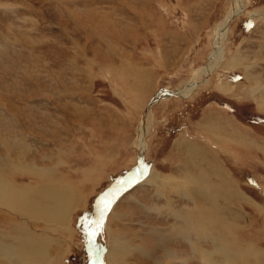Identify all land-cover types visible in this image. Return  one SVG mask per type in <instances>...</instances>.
<instances>
[{"label":"rangeland","instance_id":"rangeland-1","mask_svg":"<svg viewBox=\"0 0 264 264\" xmlns=\"http://www.w3.org/2000/svg\"><path fill=\"white\" fill-rule=\"evenodd\" d=\"M240 2L223 58L188 98L153 105L139 151L150 99L209 65L232 1L0 0V152L21 142L7 160L52 168L72 197L34 264H264V0ZM0 243V264L25 252L3 227Z\"/></svg>","mask_w":264,"mask_h":264},{"label":"bare ground","instance_id":"bare-ground-1","mask_svg":"<svg viewBox=\"0 0 264 264\" xmlns=\"http://www.w3.org/2000/svg\"><path fill=\"white\" fill-rule=\"evenodd\" d=\"M231 1L232 4H230L231 5L230 9L227 11L226 15L215 26L213 32L214 33L213 47L215 50L210 55L209 65L207 64L208 66H202L201 68H198L196 72L188 80L183 82L181 87L176 89V91H158L154 95V97L150 99L149 103L148 104L146 103L147 106L145 108V112L143 113V115H141L142 119H140L141 120L140 126L136 130L137 132L136 135H138V137L136 140H134L135 146L139 151L141 149H143L144 151V148H146V144L143 142V135L147 130V125H148L147 117L148 120L150 117H152L151 108L153 107V105L157 104L158 102H161L162 100L169 99L170 97L173 96L188 98L189 95H191L196 89L197 86L196 81L200 77H202V75L210 74L212 69L215 68L216 65H218V60H221L220 58H223L221 41H223L224 33L226 32L230 21L237 14H239L242 8L240 0H231ZM45 120H48V118ZM0 122H3L2 117H0ZM6 127L7 124L1 126V131H3V133L0 132V134L5 136H11L13 130L9 132L8 131L9 129L7 130ZM2 144L4 150L0 152V227L9 229V231L12 232V239L14 243L17 245H21L20 248L25 250V252H23L20 251L19 249L17 250L16 247H8L6 249V252L9 255V257H11L12 259L11 262H9V264L12 263L32 264V262L34 264L38 259L34 255L36 253H41L46 251L47 246L50 245V243L55 242V239L53 240L51 236L55 237L56 219H61L63 217V211L61 209L62 203L65 200L71 202L72 197L70 194L67 193V190L62 184H61L62 186L60 184L58 185V183L53 182L54 181L53 178H52L53 181L49 178L52 177L53 175L52 168L44 167L39 169L38 171L36 169L31 168L28 165H23V164L14 165L13 163L11 164L9 160H7L9 158L8 155L10 154L17 155L15 156L16 160H18V158L19 160L22 159V156L24 157V152H21L22 154L13 153L16 147H19L18 145L21 144V142L16 143V145L15 146L13 145V147L10 144V140H7ZM5 149H8L9 151H5ZM141 163L142 164L145 163V160L142 161V157H141ZM24 170L30 171V173H33V176H35L36 179H38L37 186H31L32 184L30 186H27L26 184L22 185L15 183L20 178V176L16 175L18 174L16 173V171L19 172ZM213 174H215V176L217 177L219 176V174L215 170L213 171ZM9 179L11 181H9ZM198 215L199 213L196 212L195 218L192 216L195 219L193 223L196 225H199L200 223L198 221ZM97 217H99L100 219L103 218L102 215L101 216L95 215V218ZM40 222L41 225L43 226L42 228L37 227V225L34 227L33 224ZM46 222H48L47 225ZM97 225H98V220L96 219L95 228H93L90 234L89 247L91 248V251L98 230L96 228L98 227ZM211 227L217 230L219 229L217 223ZM45 232H47V236L45 235ZM1 247L2 244L0 243V248ZM111 247L112 250L109 251L108 258H110L113 262H117L119 258L122 256L123 245L114 237L113 245ZM29 249L33 251V254H31L28 251ZM223 254L229 260H232L234 256L237 257L240 262H242L241 261L242 257L244 259L245 257L247 258L250 255V251H246V254H241V251L240 252L239 250L233 251L232 249V256H231L230 255L231 245L229 244L223 246ZM92 256L94 257V261L100 262L99 264H102L101 260L97 258L95 254H92ZM37 262L42 263L41 260H38ZM97 262H95V264H97ZM242 263H244V261Z\"/></svg>","mask_w":264,"mask_h":264},{"label":"water","instance_id":"water-1","mask_svg":"<svg viewBox=\"0 0 264 264\" xmlns=\"http://www.w3.org/2000/svg\"><path fill=\"white\" fill-rule=\"evenodd\" d=\"M104 211H105V210H104ZM92 230H93V229H92ZM92 230H91V231H92ZM90 234H91V232H90ZM89 242H90V235H89ZM88 253H89V254H92V253L90 252V250H88Z\"/></svg>","mask_w":264,"mask_h":264}]
</instances>
